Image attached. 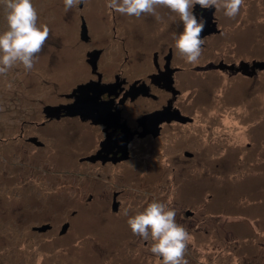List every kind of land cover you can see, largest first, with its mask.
<instances>
[{
	"label": "rangeland",
	"instance_id": "rangeland-1",
	"mask_svg": "<svg viewBox=\"0 0 264 264\" xmlns=\"http://www.w3.org/2000/svg\"><path fill=\"white\" fill-rule=\"evenodd\" d=\"M33 3L39 22L51 29L49 38L31 72L19 65L0 76V264H157L149 243L127 224L153 199L174 208L188 229L189 264H264V87L237 96L227 118L234 127L204 129V140L216 144L209 152L217 156L207 160L204 151L198 167L192 164L197 158L183 168L161 144H135L132 160L96 169L80 160L93 147L81 123L75 137L61 130L38 148L17 138L21 126L26 137L38 134L44 106L60 101L85 73L81 55L72 59L66 44L60 52L54 45L55 35H66L75 22L79 5L66 12L63 0ZM5 15L0 2V32ZM222 143L235 152L223 157ZM115 191L119 213L112 211ZM188 210L194 214L187 216ZM66 222L71 226L60 235ZM44 223L54 229L33 231Z\"/></svg>",
	"mask_w": 264,
	"mask_h": 264
},
{
	"label": "flooded vegetation",
	"instance_id": "flooded-vegetation-1",
	"mask_svg": "<svg viewBox=\"0 0 264 264\" xmlns=\"http://www.w3.org/2000/svg\"><path fill=\"white\" fill-rule=\"evenodd\" d=\"M105 4L106 0H87V4H80L73 11L75 22L66 35H55L57 51L66 44L68 57L74 59L75 55H81L79 68L85 77L70 90L61 92L60 101L47 104H72L76 99L75 89L81 84H90V88L98 91L97 100L103 104V111L94 113L95 118L83 119L78 114L68 115L62 109L60 118H49L46 105L45 119L35 126L39 133L26 137L23 125L17 138L44 149L50 134L59 137L64 130L75 137L72 132L81 123L93 147L80 160L103 171L132 160L135 144H148L152 148L161 144L165 150L162 153L172 151L173 159L183 168L197 158L199 162L192 164L198 167L205 159L204 151L207 160L217 156L209 152L216 144L210 145L204 140V129L234 127V120L227 118L235 109L237 96L249 95L255 88L264 87V0H245L235 19L226 17L223 9H202L196 5L194 14L198 18L203 15L207 20L202 33L203 54L196 64L187 63L175 48L173 37L183 31V23L168 9H157L162 17L158 21L152 15L139 19L124 16L106 8ZM89 93L92 95L93 91ZM56 129L60 130L55 132ZM124 130L128 135L134 134L128 145V157L121 159L123 154L117 141ZM107 139L110 144L104 147ZM225 147L223 157L235 152L236 148L229 143L217 148L223 151ZM194 173V170L190 172ZM119 196L120 192L115 191L114 213L120 212ZM93 200L91 194L89 204ZM192 214L190 210L186 212L187 216ZM66 223L69 230L71 223ZM46 224L51 228L35 230ZM32 229L45 233L54 229V225L44 223ZM61 230L60 235L68 232L61 234Z\"/></svg>",
	"mask_w": 264,
	"mask_h": 264
},
{
	"label": "clouds",
	"instance_id": "clouds-1",
	"mask_svg": "<svg viewBox=\"0 0 264 264\" xmlns=\"http://www.w3.org/2000/svg\"><path fill=\"white\" fill-rule=\"evenodd\" d=\"M5 9L6 29L0 32V76H5L16 66L22 65L25 72H31L50 35L47 23L39 22L38 9L33 0H0ZM65 11L87 0H63ZM219 11L235 19L245 5V0H106V8L124 16L139 19L152 15L158 21L162 17L158 8H166L179 17L183 31L174 35L175 48L189 64L198 63L203 54L205 39L202 33L207 20L194 14V8ZM11 89L13 85L7 84ZM127 215V212L125 213ZM176 211L169 204L153 199L130 216L127 224L133 235L150 245L151 253L157 257V264H189L185 258L192 239L188 229L176 220Z\"/></svg>",
	"mask_w": 264,
	"mask_h": 264
},
{
	"label": "water",
	"instance_id": "water-1",
	"mask_svg": "<svg viewBox=\"0 0 264 264\" xmlns=\"http://www.w3.org/2000/svg\"><path fill=\"white\" fill-rule=\"evenodd\" d=\"M90 84H81L79 85L74 93L76 96L75 101L72 104H68V105H62V106H52V105H47L45 107V113L47 115V117L49 118H60V114L62 113V109H64L63 111L68 114V115H81V117L83 119L88 118L89 116H92L93 118H95L96 116L94 115V113H98V112H102L103 111V104L101 102H98L97 98H98V91L96 89L90 88ZM93 91V94L91 95L89 92ZM133 134L131 133V135H128L127 132L124 130L123 134L121 135V137L118 139L117 142L118 145L121 148V152H122V156L120 157L121 159H126L128 157V145L129 142L132 140L133 138ZM31 140L33 141H37L36 138H32ZM110 144V140L107 139L104 143L103 146L107 147ZM117 209V203H114V210ZM69 227V224L66 223L63 225L62 230H61V234H64L67 232ZM49 228H51V226L49 224L40 226V227H35V230L38 231H46Z\"/></svg>",
	"mask_w": 264,
	"mask_h": 264
}]
</instances>
